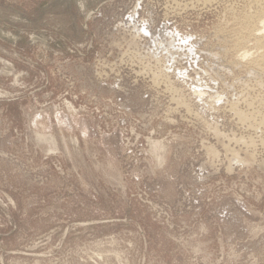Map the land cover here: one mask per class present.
I'll return each instance as SVG.
<instances>
[{"label": "rangeland", "instance_id": "rangeland-1", "mask_svg": "<svg viewBox=\"0 0 264 264\" xmlns=\"http://www.w3.org/2000/svg\"><path fill=\"white\" fill-rule=\"evenodd\" d=\"M263 13L0 0V264H264Z\"/></svg>", "mask_w": 264, "mask_h": 264}, {"label": "bare ground", "instance_id": "bare-ground-1", "mask_svg": "<svg viewBox=\"0 0 264 264\" xmlns=\"http://www.w3.org/2000/svg\"><path fill=\"white\" fill-rule=\"evenodd\" d=\"M199 2V1H198ZM261 11V10H260ZM264 14V13H263ZM261 15L262 17L264 16V15ZM261 26H259V28H257V32L259 31L260 33L262 32V31H264V19L262 20V18H261ZM250 24V23H249ZM252 31V30H251ZM256 33V32H255ZM260 33H257V34H255L254 35V37L256 38L255 39V41L257 40V42H258V44H263L264 45V41H262L261 39H262V36H261V34ZM263 34V33H262ZM252 37V36H251ZM261 38V39H260ZM257 42H256V44H257ZM239 43H241V42H239ZM258 47V46H257ZM260 47H261V45H260ZM245 48V47H244ZM243 51H245L244 49H243ZM246 51H247V49H246ZM243 52V54H242V56L243 57H245L246 55H247V52ZM240 54V53H239ZM243 57H241V58H243ZM247 57V56H246ZM242 61V60H241ZM261 67V66H260ZM264 70V69H263Z\"/></svg>", "mask_w": 264, "mask_h": 264}]
</instances>
